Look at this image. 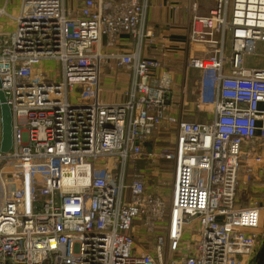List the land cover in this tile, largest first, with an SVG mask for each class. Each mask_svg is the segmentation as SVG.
<instances>
[{"label": "built area", "instance_id": "2783aa9c", "mask_svg": "<svg viewBox=\"0 0 264 264\" xmlns=\"http://www.w3.org/2000/svg\"><path fill=\"white\" fill-rule=\"evenodd\" d=\"M198 1L210 5L206 14ZM190 6L186 66L202 73L200 94L196 111L175 114L173 75L163 60L143 58L154 41L146 0H83L72 10L65 0L21 1L15 29L0 31L12 128L10 151L0 146V264H257L264 60L244 62L264 44V0ZM120 36L129 38L126 53L112 51ZM112 62L132 79L125 101L106 104L101 72ZM1 130L0 112V143ZM168 131L169 209L128 169L155 157L146 148ZM250 181L262 184L244 207L237 189ZM136 222L153 236L150 251L137 252Z\"/></svg>", "mask_w": 264, "mask_h": 264}, {"label": "crops", "instance_id": "0c3cea01", "mask_svg": "<svg viewBox=\"0 0 264 264\" xmlns=\"http://www.w3.org/2000/svg\"><path fill=\"white\" fill-rule=\"evenodd\" d=\"M21 1L22 0H9V2L5 4L4 0H0V8H5L4 10L9 16L0 17V31L10 33L15 29L12 17H16L19 14ZM82 1L83 0H65V7L71 10L77 9ZM146 1L148 7L146 24L148 28L154 32V41L151 47L143 53V58L148 57L163 60L166 69L173 75L174 83L171 100L174 105L173 113L179 114L182 109L191 112V108L194 109V103L197 101L200 94L199 84L202 77V73L197 70L193 71L188 69L186 66L188 19L193 15V10L190 6L191 0ZM197 4L199 8L196 12L202 15L206 14L210 5L204 1H198ZM103 41H105V39ZM119 41V45L112 51L128 52L131 48L129 38L120 36ZM162 44L164 48L161 49ZM162 52H164L163 56L159 57ZM107 67V73L103 74L105 68H103L101 72V74H103V78L101 76V100L106 104L122 103L127 98L126 95L131 85L132 75L130 71L117 69L113 62L108 64ZM195 89L198 90L196 96L194 92ZM114 92L115 99L111 101L110 96L112 98L114 96L112 93ZM105 96L106 99L104 98ZM186 118L198 120L199 117L194 118L187 116ZM148 147L149 146H147V148ZM146 152H151V154L156 153V151H152V149L150 150L149 148ZM150 158H152L153 161L159 159V162L153 165L148 172L139 171L146 176L145 181L148 184L146 192L162 196V189L167 185L166 182L168 180H170L169 187L171 186L173 163L159 155Z\"/></svg>", "mask_w": 264, "mask_h": 264}, {"label": "rangeland", "instance_id": "374dc122", "mask_svg": "<svg viewBox=\"0 0 264 264\" xmlns=\"http://www.w3.org/2000/svg\"><path fill=\"white\" fill-rule=\"evenodd\" d=\"M263 54H264V44L263 45H258L257 50L254 55L247 56L245 59V67H250V68H262L263 67ZM104 73H107L108 67H104ZM55 70V69H54ZM60 69L58 68L56 70V74H59ZM101 74V75H103ZM103 78V76H102ZM195 96L197 95L198 90L195 89ZM114 95L112 98L110 96V100L113 101L115 99V92L112 93ZM106 99V96L104 97ZM196 103L195 101V106L194 109L191 108V112L196 111ZM192 107V106H191ZM174 132H162L161 134L157 135L150 143H149V149L152 151H156V155L158 156H164L165 153L170 152L174 146ZM147 148V149H148ZM146 149V151H147ZM155 161V162H154ZM152 160V158H147L146 156H141L137 160H134L131 162L128 166L129 171L133 169H137L140 171H145L148 172L149 169L153 167L156 163L159 162L158 160ZM169 166V165H168ZM171 168V167H170ZM168 169V167H167ZM143 177V181L146 187H148V184L146 183V176L144 173H141ZM243 176V173H242ZM167 185L162 189V199L164 200L166 208L169 209L170 206V199H171V186L169 187L170 180H168ZM259 184H262L261 181H255V182H248V183H243L241 182L238 187V192H237V201L241 206H249L255 201H258V193H259ZM0 201H1V196H0ZM168 210H166L167 213ZM262 225V224H261ZM134 230H133V235H134V240L137 248V252H142L145 250L150 251L151 247L153 246V236L152 235H146L143 232L142 227H140L139 223L136 222L134 224Z\"/></svg>", "mask_w": 264, "mask_h": 264}, {"label": "water", "instance_id": "95a60500", "mask_svg": "<svg viewBox=\"0 0 264 264\" xmlns=\"http://www.w3.org/2000/svg\"><path fill=\"white\" fill-rule=\"evenodd\" d=\"M0 112H1V152H9L12 145V128H11V113L8 106L5 104V97L0 90ZM257 264H264V248L258 256Z\"/></svg>", "mask_w": 264, "mask_h": 264}]
</instances>
